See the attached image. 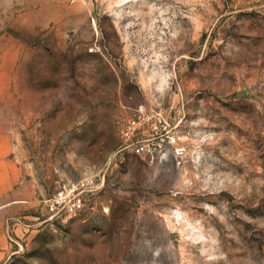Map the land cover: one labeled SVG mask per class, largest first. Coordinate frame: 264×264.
<instances>
[{"label": "rangeland", "instance_id": "obj_1", "mask_svg": "<svg viewBox=\"0 0 264 264\" xmlns=\"http://www.w3.org/2000/svg\"><path fill=\"white\" fill-rule=\"evenodd\" d=\"M0 264H264V0H0Z\"/></svg>", "mask_w": 264, "mask_h": 264}, {"label": "built area", "instance_id": "obj_2", "mask_svg": "<svg viewBox=\"0 0 264 264\" xmlns=\"http://www.w3.org/2000/svg\"><path fill=\"white\" fill-rule=\"evenodd\" d=\"M169 121L162 109L139 102L131 107L120 128L121 149L138 155L166 157L164 138L159 132L167 130ZM97 189L95 177L89 175L77 182L64 184L47 201L50 211L65 217H77L84 210L85 196Z\"/></svg>", "mask_w": 264, "mask_h": 264}]
</instances>
